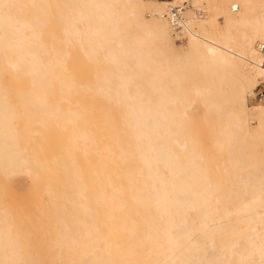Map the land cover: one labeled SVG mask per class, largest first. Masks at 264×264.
Returning <instances> with one entry per match:
<instances>
[{
    "label": "bare ground",
    "instance_id": "1",
    "mask_svg": "<svg viewBox=\"0 0 264 264\" xmlns=\"http://www.w3.org/2000/svg\"><path fill=\"white\" fill-rule=\"evenodd\" d=\"M184 1L0 0V264H264V9L212 36L192 0L177 45ZM196 110L223 123L212 178Z\"/></svg>",
    "mask_w": 264,
    "mask_h": 264
},
{
    "label": "rangeland",
    "instance_id": "2",
    "mask_svg": "<svg viewBox=\"0 0 264 264\" xmlns=\"http://www.w3.org/2000/svg\"><path fill=\"white\" fill-rule=\"evenodd\" d=\"M219 4L217 7V12L223 14L225 17H220L219 22L213 25H207L204 26V28H197L199 32L203 30V32H206L210 35L219 36L220 32H229L232 35H234L237 27L239 24L237 23V20L242 16H252L256 13L259 9H264V0H217ZM178 3V2H177ZM224 6L222 8L221 5ZM208 14V12H206ZM206 14V16H207ZM153 16H156L155 13H152ZM205 16V17H206ZM203 17V18H205ZM226 17L232 18L233 21H226ZM175 37V42L177 45H182L186 43L187 38L185 37H177L175 34H173ZM182 80V84L184 88L188 87V81H195L198 84H204L209 80V76L205 71L202 69H199L198 67H193V69L187 71L185 73ZM260 86H264V78H260L257 83V89L255 88V92L258 90ZM251 91H248L247 96V103L249 105H264V101H260L259 98H254V94L248 95ZM111 105V104H110ZM104 111L109 114L111 117L117 118L118 125L121 124V119L119 117V114L121 113V109L114 105L113 107H107L104 109ZM193 121L198 122L196 125H191L188 127V137L189 139L192 137H196L198 139L197 141V150H200L203 155H205L207 158L215 156V160L213 163H208L206 159H201V162L205 165L207 164L209 167V170L211 171V178L214 177V174L224 167V161L228 155L227 151L223 149H218L215 147L212 143V139L214 137L213 131L215 127L218 125H223V123H219V121L216 118L215 114H212L208 116L206 119H203L201 116V113L196 110L193 114ZM256 121L250 122L253 127L256 125ZM219 127V126H218ZM256 150L264 154V138L263 142L258 144L256 146ZM184 158V157H183Z\"/></svg>",
    "mask_w": 264,
    "mask_h": 264
},
{
    "label": "built area",
    "instance_id": "3",
    "mask_svg": "<svg viewBox=\"0 0 264 264\" xmlns=\"http://www.w3.org/2000/svg\"><path fill=\"white\" fill-rule=\"evenodd\" d=\"M189 7H192L196 14L200 17L206 14L204 7L199 5H194L192 0H186L184 2L170 5L166 13L168 21L171 25L173 33L177 37H185L184 33L188 30V22L186 12ZM264 50V45L261 46ZM257 89V87H256ZM254 98H259L260 101H264V86H260L256 92H254Z\"/></svg>",
    "mask_w": 264,
    "mask_h": 264
}]
</instances>
